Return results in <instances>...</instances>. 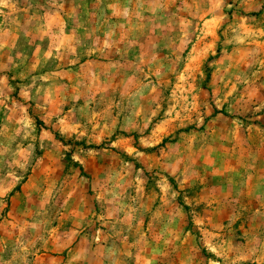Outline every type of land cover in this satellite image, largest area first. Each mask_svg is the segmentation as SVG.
Returning a JSON list of instances; mask_svg holds the SVG:
<instances>
[{"label":"clouds","instance_id":"obj_1","mask_svg":"<svg viewBox=\"0 0 264 264\" xmlns=\"http://www.w3.org/2000/svg\"><path fill=\"white\" fill-rule=\"evenodd\" d=\"M130 2L131 0H128V3ZM155 2L158 3V10L161 13L167 11V4L164 0H155ZM49 3L52 8L58 10L64 7L62 0L59 3L57 0H49ZM236 5L237 0H193L191 5L184 0L181 11H186L194 19H199L201 7H206L212 14L215 27L219 28L227 24L224 31L232 34L231 43L237 47H248L264 35V32L251 29L249 25L254 18L246 14L239 15L236 22L230 21L225 9L231 10ZM254 6L256 5L253 0H239L238 2V7L244 8L245 12ZM141 7H143L142 3ZM20 11H27L26 8L20 7V0H0V17H4L5 20ZM57 15L58 12L46 13L49 17L48 22L35 27H33V21L36 19L34 16L27 19L23 25L18 19H13L7 28L0 23V61L7 56V64L0 63V70L6 69L9 65L12 68H21L25 65L27 57L21 51L16 50L19 33L22 32L26 42L31 44L32 40L29 37L33 30L52 32L51 17ZM152 18L141 16L140 27L150 26ZM160 18L163 19V16ZM65 27L66 23L54 33L55 39L51 43V49L44 54L40 63L33 64L25 71L19 72V78L25 83L19 86L18 100L11 98L8 94L14 92V88L6 85L7 92L0 88V111H4V121L0 123V208L6 206L9 194L25 179L29 169L40 162V153L51 151L54 147L51 141L44 139L38 141L35 135L37 122L35 116L29 114L30 108L38 116L47 114L51 105L60 106L57 108L56 124L52 125L51 116H49L47 126L41 129V134L46 137L47 129L55 128L65 138L64 152L68 153L74 165L80 166L76 172L79 173L83 169V172L87 173V175L80 176L78 187L72 190H67L63 182L41 185L36 189L33 201L38 205L39 200L43 199L45 206L37 207L31 223L18 229L20 235L14 246V252L20 257L22 264H27L29 248L34 247L37 240L47 242L52 214L66 209L70 200L73 201L74 208L80 209L76 223L88 224L92 235L88 238L87 244L77 242V249L83 248L85 251L81 253L78 250L69 264H73V261L78 264H88L93 244H106L108 239L113 241L105 248V256L109 264H121L117 242L126 241L128 237L125 233L138 230L150 216L154 217V213L143 203L144 197L140 190L150 179L157 188L164 186L165 191L160 193L162 214L166 213L169 208L174 209V214L167 217V223L159 235L165 246H168L170 242L174 244L178 240L182 244L187 243L192 252L186 264H193L196 259L200 261V264H221V261L223 264H264V211H261V208H264V197L261 200H253L254 211L245 217L243 211L247 209L243 211L237 209L238 206L247 203L244 192L246 181L242 180L238 187L230 183V187L235 188V196L231 200L225 197L224 213L219 218V223L213 224L209 231L207 222L209 213L199 204L194 203L193 197L189 194V188L196 179L200 178V169L203 167L200 157L208 146L209 135L208 131H201L205 128L206 117L205 112L200 111L196 104L197 94L204 96L203 108L208 114L214 112L220 114L215 121L216 125L224 130H228L230 125L229 135L233 140L246 142L254 130L264 125V80H262L264 59L259 58V48L252 49L239 64L235 65L234 72L227 73L226 81H221L225 84L227 91L221 90L218 86L213 87L211 91L197 88V74L200 80L206 78L205 73L198 69L180 73V79L184 82L185 88L181 95L174 93L169 98V111L165 115L171 119L187 121L194 127L191 132L180 133L181 138L189 137L185 140L184 151H175L162 156L161 160L156 161L159 165V171H156L147 164L137 168L136 162L147 161L150 149H157L155 155H160L163 151L159 149L162 140L150 139L145 135V131L160 111V105L164 99L156 89L172 71L170 66L165 65L164 57L170 50L174 38L167 37L168 42L163 45V48L152 47L147 73L143 66L138 65L132 69V78L144 77L141 86L131 96L117 97L114 95L116 90L103 87L98 76L87 82L81 77L74 83H65L52 77L48 72L37 74L49 59L74 56L77 54L76 48L83 46L81 39L69 38L65 35ZM204 34L205 29L200 27L199 23L193 25L189 20L182 21L179 39L189 40L192 36L199 39ZM8 35L14 37L11 43L3 39ZM105 46L109 50L115 49V45L110 40L105 42ZM13 51H15L14 56ZM115 51L116 55L121 54L119 49ZM210 52L212 56L216 55L214 50L210 49ZM214 66H216V61L209 60L208 67ZM232 67L233 65L230 64L229 68ZM153 76L155 82L150 78ZM112 78L111 74H105L104 83L110 84ZM5 80L6 77H0V84H3ZM153 92H155L154 96L151 95ZM97 96L99 99H96ZM10 100L12 108H9ZM102 105H107V107L103 111H97L96 109ZM225 105H227V117L223 116ZM65 107L68 109L66 114L63 113ZM194 112L196 113L195 118L192 117ZM12 113H15V116L9 119ZM77 113L81 117L79 120L74 119ZM121 117H123V123L120 125V131L129 135L138 133L139 144L123 149L131 160L120 161L119 168L115 169L112 167L115 162L108 154V148L102 145L104 139L107 138L110 141V147H118L112 140V134L115 121ZM68 120H71L70 127L66 123ZM89 125H91V132ZM211 127L212 125L209 124V129ZM101 128L105 133L103 137L96 134L97 129ZM68 141L71 142L68 143ZM85 141L86 143L81 145V142ZM197 144L201 146L199 150L196 149ZM59 156L65 164L68 162L66 156L63 154ZM249 158L251 163L246 165L247 171L255 168L258 153L250 154ZM101 160L104 162L103 167L99 166ZM93 163L97 164V168L93 169ZM172 168H175V173L171 171ZM129 172H132L130 178ZM205 172H207L206 168ZM59 175L62 176L63 172ZM169 176H172L177 185H185L182 188L183 206L177 199L180 192L172 187L168 180ZM203 179L207 184V189L215 195L219 190L215 174L209 173ZM9 182H11V187L6 186ZM129 185L134 189L131 193L125 191ZM165 200L166 205H164ZM97 205L101 208L99 217L101 228L95 227L93 221L87 219L89 210H94ZM29 207L32 205L30 204ZM113 208L115 212L111 210ZM184 208L189 211H184ZM176 209L179 211H175ZM240 220H247L250 231L238 230L237 222ZM177 221L181 228L179 233L171 228ZM189 222L193 224V230L200 233L199 248L196 247V238L192 232H188L187 235L183 232V228ZM104 228L108 231L104 232ZM79 231L78 229V235ZM137 235H140L139 231ZM62 237L61 232L57 239ZM83 239L85 237H80V240ZM130 249L131 246L125 253L128 258L133 256ZM205 252L211 255L206 256ZM153 254L162 253L159 249H154ZM0 264H3L2 259H0ZM148 264L152 262L148 261Z\"/></svg>","mask_w":264,"mask_h":264},{"label":"rangeland","instance_id":"obj_2","mask_svg":"<svg viewBox=\"0 0 264 264\" xmlns=\"http://www.w3.org/2000/svg\"><path fill=\"white\" fill-rule=\"evenodd\" d=\"M57 2L59 3L61 0H57ZM62 2L64 7L58 10L52 8L49 0H20V7L26 8L27 11L14 13L7 20L0 17V23H3L7 28L13 19H18L23 25L27 19L34 16L36 19L33 21V27H35L38 24L48 22L49 17L46 16V13L58 12L57 16L51 17L52 32L33 30L29 37L32 40L31 44L26 42L22 32L19 33V38L16 40V50L21 51L27 57V62L21 68H12L9 65L6 69L0 70V77H6L5 82L0 84V88L5 92L8 91L6 85L14 88L15 91L8 94L11 98L18 100L19 86L25 83L19 78V72L25 71L31 65L42 61L44 54L51 49V43L55 39L54 33L59 31L61 25L65 23V35L69 38L81 39L83 46L76 48L77 54L74 56L49 59L47 64L38 70L37 74L48 72L52 77L65 83H74L76 79L81 77L87 82L98 76L103 87L116 90L114 95L117 97L121 95L131 96L141 86L144 77L132 78V69L138 65L143 66L145 73H147V64L151 59L152 47L163 48V45L168 42L167 37L174 38L170 50L166 52L164 57L165 65L170 66L172 71L156 89L164 99L160 105V111L145 131V135L150 139L162 140L159 149H163V151L160 155H155L157 149H150L148 160L136 162L137 168L147 164L159 171V165L156 161L161 160L162 156L175 151H184L185 140H188L189 137L181 138L180 133L191 132L194 126L188 124L187 121L182 122L165 115L169 111V98L174 93L181 95L185 88L184 82L180 79V73L198 69V71L205 73L206 78L200 80L197 74V88L211 91L213 87L218 86L221 90L227 91L225 84L221 81H226L227 73L234 72L236 70L235 65L239 64L252 49L259 48V58L264 59V35L257 38L255 43L248 47H237L230 42L232 34L224 31L227 24L219 28L215 27L212 14L208 12L206 7H201L199 19H194L188 12L181 11L184 0H164L167 4V11L164 13L158 10L159 5L155 0H131L130 3L128 0H62ZM238 2L239 0L231 10L225 9L230 21L236 22L239 15L246 14L254 18L249 27L254 31L264 32V0H253L256 6L247 12L244 8L238 7ZM141 3L143 7H141ZM187 3L191 5L193 0H187ZM153 13H155L154 16ZM141 16L153 17L151 25L140 27ZM161 16L163 19L160 18ZM184 20L191 21L193 25L199 23L200 27L205 29V34L199 39L196 36H192L189 40L179 39L181 23ZM3 39L11 43L14 37L8 35ZM109 40L115 45V49L120 50V55H116L115 49L106 48L105 42ZM210 49L216 52L215 56L211 55ZM12 55H15V51ZM209 60H215L216 66L209 68ZM0 63L7 64V56ZM230 64L233 65L232 68H229ZM105 74L112 75L110 84L104 83ZM150 78L155 82L154 76ZM262 80H264V76H262ZM151 95L154 96L155 92ZM96 99H99V96ZM196 104L200 111L205 112L206 117L205 128L201 131H208L209 135L208 146L200 157V163L203 165L200 169V178L196 179L189 188V194L193 197L194 203L199 204L209 213L207 222L209 231H211V226L218 224L219 218L224 213L225 197L231 200L235 196V188L230 187V183L238 187L242 180L246 181L244 192L247 203L238 206L237 209L238 211L247 209V211H243L245 217L254 211L253 200H261L264 197V125L254 130L246 142H238L229 135L230 125L228 130H224L215 124L219 113L208 114L203 108V95L197 94ZM58 107L60 106L51 105L47 114L38 116L32 108L29 109V114L36 118L35 135L38 141L41 139L51 141L54 147L51 151L40 153V162L29 169L25 179L16 185L9 194L6 206L0 208V259H2L3 264H22L20 257L16 256L14 252V246L20 235L18 229L31 223L37 207L43 208L45 206L43 199L39 200L38 205L33 201V197L36 196V189L41 185L63 182L67 190H72L78 187L80 176L87 175L83 169L79 173L76 172L80 166L74 165L68 153L64 152L65 138L55 128H48L46 137L41 134V129L47 126L46 122L49 116H51L52 125L56 124ZM106 107L107 105H102L96 110L103 111ZM9 108H12L11 100L9 101ZM67 112L68 109L63 108V113L66 114ZM195 115V112L192 113L193 118ZM13 116L15 113L10 114L9 119H12ZM223 116H228L227 105H225ZM74 119H81L79 113ZM3 121L4 111H0V123ZM66 123L69 127L71 126V120L66 121ZM122 123L123 117L115 121L112 134V140L118 147H110V141L107 138L104 139L102 145L108 148V154L115 162L112 165L115 169L119 168L120 161L131 160V157L123 149L139 144L138 133L129 135L120 131ZM101 124L103 125V121ZM209 124L212 125L210 129ZM89 131L91 132V125H89ZM96 134L100 137L105 135L102 128L97 129ZM73 140H75L74 136ZM70 142L68 141V143ZM85 143L86 141L81 142V145ZM200 147V144L196 145L197 150ZM257 153L258 159L255 168L247 171L246 165L251 163L250 154L256 155ZM59 154L67 157L68 162L66 164L60 159ZM103 163L101 160L99 166L103 167ZM92 167L93 169L97 168V164L93 163ZM205 168L207 172H205ZM171 171L175 173V168H172ZM61 172H63L62 176L59 175ZM209 173H214L219 183V190L215 195L210 193L203 179ZM131 176L132 172H129V178ZM168 180L172 187L180 192L177 199L183 206L182 188L185 185H177L172 176H169ZM6 186L11 187V182ZM140 190L144 197L143 203L154 213V217L150 216L138 230L125 233L128 237L126 241L117 242L121 264H148V261H151L152 264H186L192 252L187 243L182 244L178 240L174 244L170 242L168 246H165L159 235L167 223V217L174 214L173 208H169L163 214L160 211L162 207L160 193L165 191L164 186L161 185L157 188L150 179ZM125 191L131 193L134 189L129 185ZM30 204L32 207H29ZM166 204L167 201L165 200L164 205ZM111 210L115 212V208ZM183 210L189 211L186 208ZM175 211H179V209ZM261 211H264V208H261ZM79 213L80 209L73 207L72 200L68 202L66 209L54 212L47 233V242L37 240L35 246L29 248L27 264H69L78 250L83 253L85 249H77V242L87 244L92 233L88 224L76 223V217ZM100 214L101 208L97 205L94 210H89L87 215V219L93 221L97 228L102 227L99 222ZM171 228L177 233L181 231L178 221ZM237 228L244 232L250 231L247 220L238 221ZM78 229L80 230L79 235L77 234ZM103 231L107 232L108 230L104 228ZM137 231L140 235H137ZM61 232L63 237L57 239ZM183 232L185 235L192 232L196 238V247H200V233L193 230L191 222L183 228ZM80 237H85V239L80 240ZM112 243L113 241L108 239L106 244H93L88 264H109L105 256V248ZM130 246L133 253L132 258L125 255ZM154 249H159L162 254L154 255ZM204 255L210 256L211 254L205 252ZM212 258L215 259V257ZM73 264H78V262L73 261ZM193 264H200V261L196 259ZM221 264H223L222 261Z\"/></svg>","mask_w":264,"mask_h":264}]
</instances>
